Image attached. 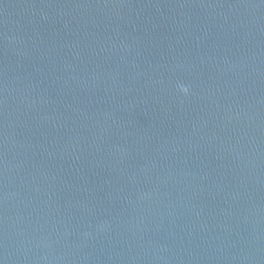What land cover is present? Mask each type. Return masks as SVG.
Instances as JSON below:
<instances>
[{"label":"water","instance_id":"water-1","mask_svg":"<svg viewBox=\"0 0 264 264\" xmlns=\"http://www.w3.org/2000/svg\"><path fill=\"white\" fill-rule=\"evenodd\" d=\"M0 264H264V0H0Z\"/></svg>","mask_w":264,"mask_h":264},{"label":"clouds","instance_id":"clouds-1","mask_svg":"<svg viewBox=\"0 0 264 264\" xmlns=\"http://www.w3.org/2000/svg\"><path fill=\"white\" fill-rule=\"evenodd\" d=\"M180 90H181L182 92H184V93H187V92H188V88L185 87V86H181V87H180Z\"/></svg>","mask_w":264,"mask_h":264}]
</instances>
